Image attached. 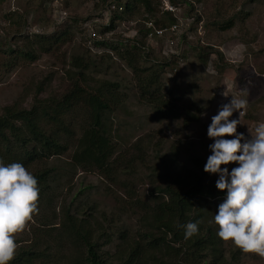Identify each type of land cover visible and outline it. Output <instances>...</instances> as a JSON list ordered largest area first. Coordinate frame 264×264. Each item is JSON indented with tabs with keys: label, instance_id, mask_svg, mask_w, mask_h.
<instances>
[{
	"label": "rangeland",
	"instance_id": "obj_1",
	"mask_svg": "<svg viewBox=\"0 0 264 264\" xmlns=\"http://www.w3.org/2000/svg\"><path fill=\"white\" fill-rule=\"evenodd\" d=\"M114 1L0 0V113L5 106L15 103L29 108L35 98L63 95L72 79H79L73 64L75 58H82L91 64L87 78L116 82L126 95L118 109L106 114V126L117 150L122 153L128 149L126 158L134 156L133 146L140 143L148 164L155 166L167 157L171 147H177L179 162L195 170L193 158L206 162L211 155L208 145L213 141L207 137L211 117L232 96L248 102L237 131L249 138L255 135L256 127L264 123V0H154L159 12L153 16L138 6L126 21L116 22L113 31L101 34L114 13L109 9ZM125 1L118 4L123 6ZM170 6L171 11H166ZM164 12L171 14L179 25L175 45L169 48L164 39L146 37L144 26L147 18L168 23L170 17H165ZM230 19L234 26L222 29ZM64 27H70L69 42L49 53L37 51L35 61L19 60L14 69L6 70L3 63L10 59L9 48L23 47L25 36L52 35ZM91 28L101 34L100 39H91ZM96 41L135 45L139 50L135 64L141 68L168 64L161 69L163 93L182 114L186 109L197 110L198 121L184 127L181 118L160 119L151 106L139 100L129 59H123L118 50L95 46ZM118 47L122 52L123 45ZM225 90L227 97L222 95ZM230 119H239V112H234ZM66 158L49 163L57 174L50 216L55 213L57 218L48 227H59L61 212L77 207L81 217L93 216L97 220L104 236L102 241L107 236L111 238L103 250L112 255L119 244L120 231L126 232L127 239L140 232L142 211L131 205L134 199L129 200L126 193L131 191L124 189L122 182L136 192V200L148 203V172L135 163L139 166L135 177L122 173L119 183L113 184L99 173L70 171L64 164ZM41 220L36 212L26 229L16 235L17 250L30 246ZM146 243L142 264H182L177 245L167 250ZM224 243L227 251L240 252L231 241ZM65 251L70 252L68 248ZM239 256V264H264V258L256 254L241 251Z\"/></svg>",
	"mask_w": 264,
	"mask_h": 264
},
{
	"label": "trees",
	"instance_id": "obj_2",
	"mask_svg": "<svg viewBox=\"0 0 264 264\" xmlns=\"http://www.w3.org/2000/svg\"><path fill=\"white\" fill-rule=\"evenodd\" d=\"M116 1L117 4L109 5L115 6V10L101 34L113 31L116 22L126 21L138 6L149 16L159 12L154 0H126L123 6L118 4L120 0ZM163 15L170 17L168 23L153 20L156 27L176 23L171 14L164 12ZM233 26L234 20L230 19L222 29ZM69 29L61 28L52 35L25 36L23 47L9 48L10 59L4 61V67L10 71L19 60L35 61L37 51L49 53L59 48L70 41ZM94 45L118 50L123 59H129L139 100L151 106L160 119L181 118L184 127L198 121L197 110L186 109L182 114L176 103L163 93L161 69L168 64L141 68L135 64V56L139 53L135 45L112 41H96ZM121 45L123 50L119 52ZM73 67L79 71V79H72L63 95L35 98L29 108L15 103L5 106L0 113V161L5 166L20 163L37 179L38 213L42 219L34 230L30 246L19 248L10 264H142L144 242L167 250L177 245L182 264H239L241 250L238 253L227 251L224 241L217 236L218 227L213 218L226 193L216 189L217 176L203 171L206 162L195 157L191 161L195 170L187 168L179 162L178 148L171 147L167 157L150 166L140 143L133 146L134 156L126 158L128 149L119 153L106 126V114L118 109L126 95L120 92L116 82L87 78L86 71L91 67L88 60L75 58ZM64 157H67L64 164L70 171L99 173L113 184L119 183L122 173L135 177L139 167L135 163L148 172L147 184L151 188L148 203L136 200V192L122 182V187L131 191L130 194L126 191L129 200L134 199L131 205L142 211L140 232L127 239L126 232L120 231L114 254L103 250V245H109L111 238L107 236L102 241L104 236L97 220L93 216L81 217L77 207L61 212L59 227H48L57 218L55 213L50 216L56 197L57 174L56 168L49 163ZM189 222H199V232L185 240L182 226Z\"/></svg>",
	"mask_w": 264,
	"mask_h": 264
},
{
	"label": "clouds",
	"instance_id": "obj_3",
	"mask_svg": "<svg viewBox=\"0 0 264 264\" xmlns=\"http://www.w3.org/2000/svg\"><path fill=\"white\" fill-rule=\"evenodd\" d=\"M224 97L228 94L222 93ZM248 102L232 96L211 117L207 137L211 155L203 171L218 177L215 187L225 192L213 222L217 236L243 253L264 258V123L246 137L237 127ZM239 112V119H230ZM206 115V113H205ZM232 137V138H227ZM237 166L229 169V165ZM38 181L22 164L0 161V264H10L17 251L16 235L38 212ZM199 222L183 225L185 240L199 232Z\"/></svg>",
	"mask_w": 264,
	"mask_h": 264
},
{
	"label": "built area",
	"instance_id": "obj_4",
	"mask_svg": "<svg viewBox=\"0 0 264 264\" xmlns=\"http://www.w3.org/2000/svg\"><path fill=\"white\" fill-rule=\"evenodd\" d=\"M109 9L110 11H114L115 6H110ZM118 9L121 10L120 7ZM165 10L171 11V6L167 7ZM144 26L147 32L146 37H148L149 39L152 38L164 39L166 42V47L168 48L173 47L175 45L176 42L175 37L178 36L177 33L179 32L178 21H176V23L172 24L171 26L158 28L154 25L152 20H148L144 23ZM89 34L92 40L101 38V34H98L94 28L90 29ZM104 35H107V33H104ZM178 56H180V54H178Z\"/></svg>",
	"mask_w": 264,
	"mask_h": 264
}]
</instances>
